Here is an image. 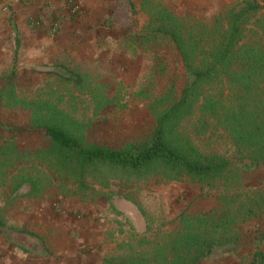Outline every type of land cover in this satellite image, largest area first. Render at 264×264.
<instances>
[{
	"label": "rangeland",
	"instance_id": "obj_1",
	"mask_svg": "<svg viewBox=\"0 0 264 264\" xmlns=\"http://www.w3.org/2000/svg\"><path fill=\"white\" fill-rule=\"evenodd\" d=\"M233 1L208 0L205 6L183 7L175 15L187 17L192 30L201 31L205 39L214 26L217 29L224 28V11ZM255 1L264 5V0ZM10 4L11 0H0V13L5 9L10 10ZM52 10L47 8L46 12L49 14ZM263 15L264 8H261L247 16L242 26L258 25L257 19ZM132 16L124 12L112 15L110 22L116 28L110 33L116 36L104 40L108 54L111 57L115 54L123 57L127 65L122 59L116 62L120 59L118 57L99 66L89 63L75 66L71 64L73 60L61 56L64 66L84 72L82 74H87L105 89L117 93L119 105L106 107L98 116L92 115L89 96L63 78L66 73H63L62 68L47 64L44 67L36 66L30 73L27 71L30 69L23 68L18 56L14 64L0 62V143L5 141L13 146L14 139L17 148V153L7 152L0 158V217L11 229L30 230L41 239L46 249L36 248L32 253L28 252V247H33L28 237L21 235L24 238L16 241L12 234L8 240L0 233V264H5L3 257L6 250L9 256L17 257L16 264H32L29 259L49 264L52 258L58 259L50 255L46 246L50 240H46L45 222L42 221L44 225L42 222H31L24 215L41 203L47 205V202H55L56 208L51 204L48 206L52 212L56 209L67 211L63 219H67V227H70L67 241L65 238V247L69 250L74 251L81 245L80 251L88 255L89 246L85 245V241H88L89 234H97L92 248L100 252L101 263L102 256L118 260L132 255L151 262L153 253L159 250L168 231L174 226L175 216L182 210L211 211L218 217L231 211V207L219 203L217 198L220 194L214 186H198L186 181L164 182L154 177L133 182L108 177L106 186L102 180L98 182L88 176L79 180L54 154L43 152L48 142L41 133L16 128L28 124L29 110L51 107L82 126L88 140L114 146L127 140L145 139L153 125L149 104L161 108L175 99L184 76L179 58L166 37L151 35L148 41L136 49L123 42L124 32L119 27L128 25V21L134 22L137 27L140 25L139 16ZM36 22L35 19L31 20L33 24ZM48 27L47 32L50 34L58 29L55 22L52 24L49 21ZM53 58H47L48 63H52ZM12 69L14 74L8 83L7 77ZM191 124L192 118L186 119L180 129L199 151L232 160L233 149L220 130L212 128L206 133L194 134ZM7 126L10 128L6 129ZM18 168L33 174L42 173L43 188L39 195L27 196V187H21L17 194L9 192L13 186L10 176ZM243 179L247 184L242 187L244 192L253 189L258 182H264V171L244 174ZM140 209L145 214H141ZM54 216H58L55 211ZM146 218L151 221L148 231H145ZM243 229L245 238L237 251L202 260L199 264H248L254 245L264 231V214L246 221ZM259 248L264 255V241ZM94 262L100 264L96 260Z\"/></svg>",
	"mask_w": 264,
	"mask_h": 264
},
{
	"label": "trees",
	"instance_id": "obj_2",
	"mask_svg": "<svg viewBox=\"0 0 264 264\" xmlns=\"http://www.w3.org/2000/svg\"><path fill=\"white\" fill-rule=\"evenodd\" d=\"M140 8L147 16L144 31L134 34L128 26L122 27L124 43L137 48L151 35L166 37L179 58L184 76L175 99L161 108L149 104L153 125L145 139L127 140L114 146L88 140L82 126L51 107L29 110L28 124L16 128L41 133L48 142L43 152L54 154L79 180L88 176L98 182L102 180L106 186L108 177L132 182L154 177L164 182L214 186L220 194L219 203L231 207L228 214L218 217L211 211H180L151 262L136 255L118 260L102 257L103 264H199L237 251L245 238V222L264 214V182L242 191L247 185L244 174L264 171V15L257 19L256 26L242 25L247 16L264 5L255 0H234L224 11V28L214 26L205 39L201 31L192 30L187 17L176 16L161 0H142ZM62 71L66 73L64 79L89 96L92 115L98 116L106 107L119 105L117 93L105 89L84 72L66 66ZM13 74L9 73L8 83ZM189 118L194 134L212 128L220 130L233 149L232 160L199 151L180 129ZM16 151L14 139L13 146L5 141L0 143V158ZM41 178L42 173L18 168L10 176L13 186L9 192L17 194L21 187H27L25 194L35 197L43 188ZM140 212L145 214L143 209ZM146 221L148 231L151 221L147 218ZM0 233L8 240L12 234L16 241L28 237L33 243L28 252L36 248L46 250L37 235L26 229L9 228L1 217ZM263 241L264 231L248 264H264L259 248Z\"/></svg>",
	"mask_w": 264,
	"mask_h": 264
},
{
	"label": "crops",
	"instance_id": "obj_3",
	"mask_svg": "<svg viewBox=\"0 0 264 264\" xmlns=\"http://www.w3.org/2000/svg\"><path fill=\"white\" fill-rule=\"evenodd\" d=\"M72 1L76 5L74 15L68 14L65 0H34L28 4H20L16 0H11V9L7 11L5 9L0 13V62L14 64L18 56L23 68L30 69L27 70L30 73L33 72L36 66L44 67L47 64H51L52 67H64L61 56L73 60L71 64L74 63L75 66L84 63L99 66L108 60L110 62L111 59L115 60L119 57L116 54V56L111 57L104 42L106 37L116 36V34L110 33L112 29L116 28L110 22V18H113L112 15L124 12L129 16L133 15L132 17L139 16L140 25L138 27L137 24L131 21L130 23L128 21V25L126 24L134 34H139L147 22V16L140 8L142 0ZM162 1L164 6L174 14L177 13V10H182L183 7L205 6L208 3V0ZM47 8L53 9L52 12L48 14L46 12ZM34 19L37 22L33 24L31 20ZM49 21L52 24L55 22L58 27L57 31L52 34L47 32ZM122 27V25L119 27L120 31H123ZM124 38L125 34L122 38L123 42ZM15 40L17 41V50ZM15 51L16 57H14ZM96 51H98V54H95ZM51 56L54 57L53 61L48 63L47 58ZM119 58L116 62L122 59L124 64L126 63V59ZM10 72L14 73L13 69ZM50 204L53 206L55 202H47V205L38 204V207L30 209L28 213L24 214L29 217L28 220L30 219L31 222H45V235L48 236L46 240H50V243L46 246L49 248L51 256L58 257V259L52 258L53 260L49 264H95V260L101 264L100 252L92 248L97 234H89L88 241H85V245L89 246L88 255L80 251L81 245L74 251L65 247V238L67 241V233L70 229L66 224L67 219H63L66 217L67 211L56 209L54 211L58 213V216H54V211L52 212L48 207ZM42 225H44L43 222ZM80 239L78 238V240ZM69 242L68 240L67 243ZM61 245L64 246L60 247ZM3 260L5 264H16L17 257L14 255L9 256L6 250L4 251ZM29 260L32 264H41L42 262L40 260Z\"/></svg>",
	"mask_w": 264,
	"mask_h": 264
},
{
	"label": "built area",
	"instance_id": "obj_4",
	"mask_svg": "<svg viewBox=\"0 0 264 264\" xmlns=\"http://www.w3.org/2000/svg\"><path fill=\"white\" fill-rule=\"evenodd\" d=\"M19 3L28 4L34 0H17ZM4 9V7H2ZM66 10L68 13L73 14L76 11V5L71 0L66 1Z\"/></svg>",
	"mask_w": 264,
	"mask_h": 264
}]
</instances>
